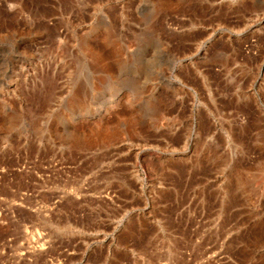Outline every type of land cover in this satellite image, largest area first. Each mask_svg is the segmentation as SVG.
<instances>
[{
    "label": "rangeland",
    "instance_id": "374dc122",
    "mask_svg": "<svg viewBox=\"0 0 264 264\" xmlns=\"http://www.w3.org/2000/svg\"><path fill=\"white\" fill-rule=\"evenodd\" d=\"M0 264H264V0H0Z\"/></svg>",
    "mask_w": 264,
    "mask_h": 264
},
{
    "label": "bare ground",
    "instance_id": "6f19581e",
    "mask_svg": "<svg viewBox=\"0 0 264 264\" xmlns=\"http://www.w3.org/2000/svg\"><path fill=\"white\" fill-rule=\"evenodd\" d=\"M116 135V134H115Z\"/></svg>",
    "mask_w": 264,
    "mask_h": 264
}]
</instances>
